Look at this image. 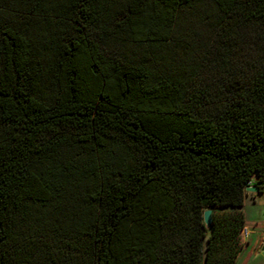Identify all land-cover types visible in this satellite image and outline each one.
I'll return each mask as SVG.
<instances>
[{"label": "trees", "instance_id": "1", "mask_svg": "<svg viewBox=\"0 0 264 264\" xmlns=\"http://www.w3.org/2000/svg\"><path fill=\"white\" fill-rule=\"evenodd\" d=\"M251 177L264 0H0V264H232Z\"/></svg>", "mask_w": 264, "mask_h": 264}, {"label": "rangeland", "instance_id": "2", "mask_svg": "<svg viewBox=\"0 0 264 264\" xmlns=\"http://www.w3.org/2000/svg\"><path fill=\"white\" fill-rule=\"evenodd\" d=\"M254 177L245 187H256ZM244 187V188H245ZM242 205L239 208L243 214L242 228L245 236H239L241 249L232 264H264V250H261L264 238V197L257 191L243 190ZM241 228V229H242Z\"/></svg>", "mask_w": 264, "mask_h": 264}, {"label": "water", "instance_id": "3", "mask_svg": "<svg viewBox=\"0 0 264 264\" xmlns=\"http://www.w3.org/2000/svg\"><path fill=\"white\" fill-rule=\"evenodd\" d=\"M244 189L249 190V191H257L256 187H245ZM202 221H203L205 227H208L210 225V216H209V210L208 209H205L202 212ZM260 248H261V250H264V238L262 240V244H261Z\"/></svg>", "mask_w": 264, "mask_h": 264}, {"label": "built area", "instance_id": "4", "mask_svg": "<svg viewBox=\"0 0 264 264\" xmlns=\"http://www.w3.org/2000/svg\"><path fill=\"white\" fill-rule=\"evenodd\" d=\"M246 234H247V232H246L245 228L240 229L239 236H245Z\"/></svg>", "mask_w": 264, "mask_h": 264}]
</instances>
